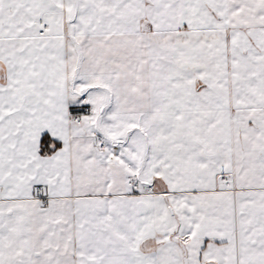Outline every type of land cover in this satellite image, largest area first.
Segmentation results:
<instances>
[{
	"label": "snow or ice",
	"instance_id": "obj_1",
	"mask_svg": "<svg viewBox=\"0 0 264 264\" xmlns=\"http://www.w3.org/2000/svg\"><path fill=\"white\" fill-rule=\"evenodd\" d=\"M0 264H264V0H0Z\"/></svg>",
	"mask_w": 264,
	"mask_h": 264
}]
</instances>
